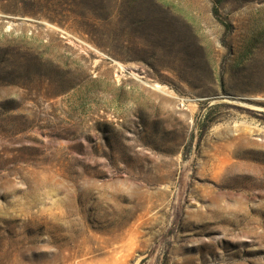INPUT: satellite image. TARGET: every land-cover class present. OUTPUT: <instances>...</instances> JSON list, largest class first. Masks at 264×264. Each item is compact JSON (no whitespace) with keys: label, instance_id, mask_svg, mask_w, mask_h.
I'll return each mask as SVG.
<instances>
[{"label":"rangeland","instance_id":"obj_1","mask_svg":"<svg viewBox=\"0 0 264 264\" xmlns=\"http://www.w3.org/2000/svg\"><path fill=\"white\" fill-rule=\"evenodd\" d=\"M0 264H264V0H0Z\"/></svg>","mask_w":264,"mask_h":264}]
</instances>
